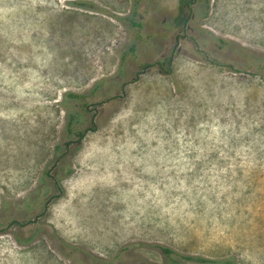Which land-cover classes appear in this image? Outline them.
I'll return each mask as SVG.
<instances>
[{"label": "rangeland", "instance_id": "rangeland-1", "mask_svg": "<svg viewBox=\"0 0 264 264\" xmlns=\"http://www.w3.org/2000/svg\"><path fill=\"white\" fill-rule=\"evenodd\" d=\"M190 3L0 0V264H264V0Z\"/></svg>", "mask_w": 264, "mask_h": 264}, {"label": "trees", "instance_id": "trees-1", "mask_svg": "<svg viewBox=\"0 0 264 264\" xmlns=\"http://www.w3.org/2000/svg\"><path fill=\"white\" fill-rule=\"evenodd\" d=\"M189 2L192 3V2H194V0H179V11H180V14L186 15L185 11L186 10L189 11V9H190ZM77 4H79L80 6L84 5L83 2H77ZM185 20L186 19H183V18L181 19L182 22H185ZM150 65H151L150 63H144L142 65V67L145 68V67L150 66ZM69 96L72 97V98H80L82 95L69 94ZM68 122H69V124H71L72 119H69ZM68 130H69L70 133H73L72 128L68 127ZM74 134L77 137V140L79 141V140L82 139L84 131H76ZM68 148L69 147H66L65 150H62L60 155L63 156L65 154V151L68 150ZM61 248L65 251L66 255L74 254V253H81V249L79 247L74 246V245H70V244H67V243H62ZM155 248L160 251L164 261L167 264H181L182 260H190V261H198V262H212V263H216V264H223V261H224L222 259H215L214 260V259H208V258L200 257V256L193 257V256H190V255H183V254H181L179 252L174 251L170 247L163 246V245H155ZM117 258H118V256L116 255L113 258V260L114 259L118 260ZM113 260H112V262H113ZM227 260H230V261H232V264H235V261H234L233 258L227 259ZM95 261L100 263L98 260H95ZM91 264H94V262H91ZM110 264H112V263H110Z\"/></svg>", "mask_w": 264, "mask_h": 264}, {"label": "flooded vegetation", "instance_id": "flooded-vegetation-1", "mask_svg": "<svg viewBox=\"0 0 264 264\" xmlns=\"http://www.w3.org/2000/svg\"><path fill=\"white\" fill-rule=\"evenodd\" d=\"M185 23L187 24L188 21L185 22ZM195 24L192 22L191 23L192 27H195ZM201 34L203 35V32ZM225 63L228 64V65L230 64L229 66H231L232 68H235V66H236V63H233V61H230V60L225 61ZM249 66L250 65H248V66L246 65L245 67H249ZM249 68H254L255 71L256 70L263 71V69H264V61L263 62H260L259 64L255 65V66L254 65L253 66H250Z\"/></svg>", "mask_w": 264, "mask_h": 264}]
</instances>
